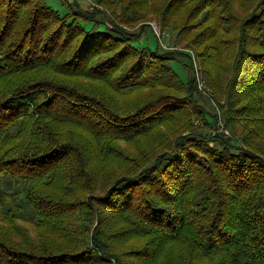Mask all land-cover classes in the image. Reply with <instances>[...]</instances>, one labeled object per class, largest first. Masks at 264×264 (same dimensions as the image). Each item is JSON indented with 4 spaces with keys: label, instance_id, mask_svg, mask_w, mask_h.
<instances>
[{
    "label": "trees",
    "instance_id": "obj_1",
    "mask_svg": "<svg viewBox=\"0 0 264 264\" xmlns=\"http://www.w3.org/2000/svg\"><path fill=\"white\" fill-rule=\"evenodd\" d=\"M93 3L0 0V264H264V0Z\"/></svg>",
    "mask_w": 264,
    "mask_h": 264
},
{
    "label": "rangeland",
    "instance_id": "obj_2",
    "mask_svg": "<svg viewBox=\"0 0 264 264\" xmlns=\"http://www.w3.org/2000/svg\"><path fill=\"white\" fill-rule=\"evenodd\" d=\"M79 1L81 2L83 7L88 8V9H93L96 6L93 3V0H79ZM154 2L159 3V0H154ZM96 7L102 9V7H100V6H96ZM149 24L151 25L153 32L155 33V35L157 36V38L159 40V44L161 46V49L173 50V51H177V50L178 51H186V52L191 54L192 62H193V66H194V73L193 74L196 78L198 90L201 93L200 102L203 104V106L205 108H208L210 111H212L213 114H216V117H214L215 126L212 129V133H213V135L225 134V133H219L217 131L218 130V124L220 125L221 123H223L229 130V134H225V135H231V130L227 125L226 115L224 114V110L220 107V105L214 99L212 87L207 80L208 79L207 75H206L207 72L205 71L204 66L202 65L200 59L196 55L197 50L193 49L192 47H188L186 41H179L178 37H177V32L171 31L169 29L160 28L154 14H152V19H151V21H149ZM150 33H151V38L154 39V34L152 32H150ZM174 67H175L176 71L182 77L183 76H184V78L186 77L187 72L183 68V65L181 66V64L180 65L174 64ZM200 81L203 84V89H201L199 87ZM221 100H222V104H223L225 102V98L222 97ZM194 123L197 124V126L202 125V121L199 118H196L194 120ZM73 136H77V135H73ZM4 180L5 181H3L2 184H0V187L4 188L6 190H12V188L18 186V184L16 183V180H14V178H7V179L5 178ZM20 203L23 206V202H20ZM21 214L23 216L22 217L23 220H21L20 223L22 225H24L25 228L27 230H29L31 234L34 233V231H35L34 224H33L34 218L31 214L30 210L25 205L23 208V212ZM213 262L214 261L211 259H204V260H199L198 263H195V264H212Z\"/></svg>",
    "mask_w": 264,
    "mask_h": 264
},
{
    "label": "built area",
    "instance_id": "obj_3",
    "mask_svg": "<svg viewBox=\"0 0 264 264\" xmlns=\"http://www.w3.org/2000/svg\"><path fill=\"white\" fill-rule=\"evenodd\" d=\"M199 87L201 88V89H203V84H202V82L200 81L199 82ZM219 133H225V134H229V130H228V128L223 124V123H221L220 125L218 124V130H217Z\"/></svg>",
    "mask_w": 264,
    "mask_h": 264
}]
</instances>
